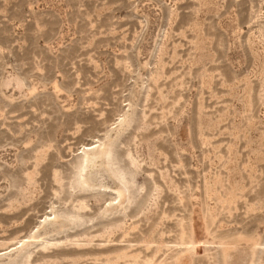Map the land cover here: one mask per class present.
Returning a JSON list of instances; mask_svg holds the SVG:
<instances>
[{
	"label": "rangeland",
	"instance_id": "rangeland-1",
	"mask_svg": "<svg viewBox=\"0 0 264 264\" xmlns=\"http://www.w3.org/2000/svg\"><path fill=\"white\" fill-rule=\"evenodd\" d=\"M0 264H264V0H0Z\"/></svg>",
	"mask_w": 264,
	"mask_h": 264
}]
</instances>
